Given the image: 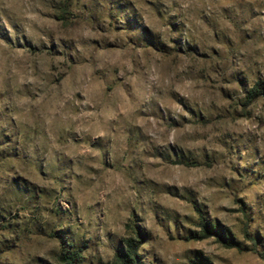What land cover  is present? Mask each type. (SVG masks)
<instances>
[{
    "label": "rangeland",
    "instance_id": "1",
    "mask_svg": "<svg viewBox=\"0 0 264 264\" xmlns=\"http://www.w3.org/2000/svg\"><path fill=\"white\" fill-rule=\"evenodd\" d=\"M258 81L264 0H0V264H264Z\"/></svg>",
    "mask_w": 264,
    "mask_h": 264
},
{
    "label": "trees",
    "instance_id": "2",
    "mask_svg": "<svg viewBox=\"0 0 264 264\" xmlns=\"http://www.w3.org/2000/svg\"><path fill=\"white\" fill-rule=\"evenodd\" d=\"M264 98V81H258L250 91V99ZM200 225L203 229V236L200 238L216 237L217 240L228 248H235L239 251H245L247 248L240 242L235 240L231 233H226L218 225H214L211 222H207L203 216L200 217ZM247 238L256 246L259 242L257 238L251 236L250 233H246ZM137 239H127L125 245L119 248L116 254L115 264H141L142 255L140 254V248L142 247L143 240L141 235L138 234ZM194 238H197V234L194 233ZM81 250L75 249L71 252L62 253L60 260L62 264H76L80 259ZM192 264H209L208 260L201 256L191 261Z\"/></svg>",
    "mask_w": 264,
    "mask_h": 264
}]
</instances>
